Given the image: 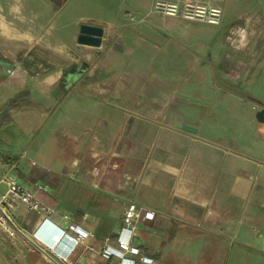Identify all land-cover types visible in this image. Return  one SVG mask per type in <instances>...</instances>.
<instances>
[{
	"label": "crops",
	"instance_id": "0c3cea01",
	"mask_svg": "<svg viewBox=\"0 0 264 264\" xmlns=\"http://www.w3.org/2000/svg\"><path fill=\"white\" fill-rule=\"evenodd\" d=\"M154 1L0 0V46L9 47L4 55L18 49L21 61L46 52L64 56L71 66L78 60L83 64L80 71L71 69V80H61V68L39 59L36 69L47 63L53 70L33 83L26 81L22 64L0 69V77L13 76L19 88H30L33 103L30 110L0 117V159L55 211L50 223L37 228L42 217L13 203L17 225L46 245L44 252L27 255L24 264H56V255L68 254L69 239L54 248L47 230L59 233L70 224L91 234L68 263L121 264L103 258L102 251L117 249L128 204L154 213L152 220L136 223L131 244L138 254L125 256L135 264H264V124L253 116L230 132L213 123L175 121L195 127L197 133L191 134L150 122L166 121L153 104L162 105L170 91L204 99L182 88L189 87L191 72L201 71L179 40V30L188 23L153 14ZM225 2L216 4L223 13ZM81 24L103 28L99 48L76 43ZM196 79L201 84L202 76ZM121 105L132 110V168L139 169L129 196L94 190L78 168L114 150L124 118ZM13 147L22 148L18 159ZM44 148L55 158L53 166L32 162ZM29 159L28 169L24 160ZM19 165L23 175L16 172ZM139 257L146 262H138Z\"/></svg>",
	"mask_w": 264,
	"mask_h": 264
},
{
	"label": "rangeland",
	"instance_id": "374dc122",
	"mask_svg": "<svg viewBox=\"0 0 264 264\" xmlns=\"http://www.w3.org/2000/svg\"><path fill=\"white\" fill-rule=\"evenodd\" d=\"M225 4L228 7L224 10L219 26L212 27L180 20L188 23V26L179 30L181 34L179 40L196 59L195 67L201 70L191 72L195 76L186 84L189 87L182 88L190 93L198 91L204 97L201 100L216 102L215 105L207 108L188 100L182 104L170 91L162 105L153 104L155 111H161L163 116H166V121L159 118L150 120L154 125L166 122L169 127H174L178 119L195 124L213 123L219 130L223 128L233 132L252 121L254 113L264 108V0H226ZM19 45L26 47L23 43ZM15 51L9 58L16 66L22 64L21 69L26 70L25 79L28 83H33L53 70L47 63L40 70L36 69L35 64L39 59L61 68V80L66 79L72 68H77L78 71L83 68L80 60L71 66V61L69 59L66 61L64 56L55 57L46 52L44 54L36 52L38 56L34 54L31 59L24 58L18 61L20 54L15 55L18 49ZM200 60L202 64L200 63L201 66L198 68L197 62ZM42 69L44 71H41ZM199 75L202 76L201 84H198L196 79ZM17 81L18 79L13 76L0 77V85L6 84L4 87H8L7 90L3 87V92L0 90V93L2 92L0 117L3 120L14 111L30 110L33 106L30 88H19ZM121 108L124 118L120 136L114 143V150L111 149L103 156L92 157L85 162L86 165L78 168L94 190L115 191L129 196L132 195V176L138 177L139 169L135 164L132 168V110L125 108L124 105H121ZM12 142L15 146L19 145L16 140ZM12 142L8 145L11 146ZM14 150L18 159L22 148ZM49 155L44 148L32 158V162L38 166L41 164L53 166L55 158ZM24 161L27 162L26 168L29 169L30 159ZM96 171L98 175L94 176ZM16 172L23 175L20 165ZM31 235L32 232L29 231H26L24 236H10L0 231L2 263L24 264L27 255L40 253V249H46L43 242L44 245L40 244Z\"/></svg>",
	"mask_w": 264,
	"mask_h": 264
},
{
	"label": "built area",
	"instance_id": "2783aa9c",
	"mask_svg": "<svg viewBox=\"0 0 264 264\" xmlns=\"http://www.w3.org/2000/svg\"><path fill=\"white\" fill-rule=\"evenodd\" d=\"M224 1L225 0H155L152 12L155 15L165 18H174L185 22L217 27L221 24L223 9L216 4ZM3 166L5 171L0 173V187L4 186L5 192L0 194V229L4 230L10 236H24L25 231L17 225L11 213V208L15 201L22 203L28 212L35 213L42 217L37 228H40L41 225L50 223L49 217L55 211L45 206L34 192L25 188L18 182L13 165H5L4 161L0 159V168ZM97 175L98 171L94 173V176ZM63 218L67 219V216L63 215ZM153 218V212L138 208L135 204H128L123 212L121 230L116 239L117 249L105 247L102 251V257L105 259L117 258L121 264H135V260H130L125 256L127 254H138L137 250L131 244V237L136 229V223L140 220H152ZM86 219L87 217L84 216L82 221L84 222ZM47 231L56 245H59L64 239H69L71 244L68 254L56 255V264H70L68 263L69 256L74 252L75 248L82 244L91 234L90 231L85 230L78 224H70L65 230H60L59 233ZM107 240L108 238L106 241ZM40 251L44 252L45 250L40 249ZM138 262L145 263L146 258L139 257Z\"/></svg>",
	"mask_w": 264,
	"mask_h": 264
},
{
	"label": "water",
	"instance_id": "95a60500",
	"mask_svg": "<svg viewBox=\"0 0 264 264\" xmlns=\"http://www.w3.org/2000/svg\"><path fill=\"white\" fill-rule=\"evenodd\" d=\"M103 37V28L99 25H93V24H81L78 29V35L76 39V43L80 46H88L92 48H99L101 46ZM176 96L181 97L185 100L190 101L191 103L202 105V106H212V103L183 94V93H175ZM255 120L258 123L264 124V108L258 110L255 112ZM175 126L177 128H180L181 130L196 134L197 129L195 127L176 123Z\"/></svg>",
	"mask_w": 264,
	"mask_h": 264
},
{
	"label": "flooded vegetation",
	"instance_id": "af4514ba",
	"mask_svg": "<svg viewBox=\"0 0 264 264\" xmlns=\"http://www.w3.org/2000/svg\"><path fill=\"white\" fill-rule=\"evenodd\" d=\"M3 47H4V48H3ZM8 49H9V47H7V45H3V46L1 45V46H0V69H1V68H4V67L13 66V65H12V64H13V61L10 60L9 56L3 54L4 52H7ZM10 50H11V49H10ZM11 51H13V50H11ZM13 52H16V51L14 50ZM19 52H20V50H18L17 53H15V55L18 54ZM70 75H72L71 72L66 76V79H67Z\"/></svg>",
	"mask_w": 264,
	"mask_h": 264
},
{
	"label": "bare ground",
	"instance_id": "6f19581e",
	"mask_svg": "<svg viewBox=\"0 0 264 264\" xmlns=\"http://www.w3.org/2000/svg\"><path fill=\"white\" fill-rule=\"evenodd\" d=\"M41 227H42V225H41ZM33 237H35V235H33ZM37 241H39L41 244H43L42 242H41V240L40 239H36ZM51 241H52V244H53V247L55 248V241L53 240V238H51ZM44 245V244H43ZM44 246H46V245H44ZM54 250V249H53ZM58 249H56L55 250V252L57 251Z\"/></svg>",
	"mask_w": 264,
	"mask_h": 264
},
{
	"label": "trees",
	"instance_id": "16d2710c",
	"mask_svg": "<svg viewBox=\"0 0 264 264\" xmlns=\"http://www.w3.org/2000/svg\"><path fill=\"white\" fill-rule=\"evenodd\" d=\"M73 77H74L73 75L72 76L70 75L67 79H70L71 80Z\"/></svg>",
	"mask_w": 264,
	"mask_h": 264
}]
</instances>
